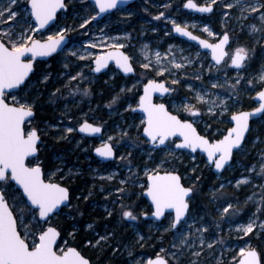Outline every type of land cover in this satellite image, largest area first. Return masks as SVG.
Here are the masks:
<instances>
[{"label":"rangeland","instance_id":"obj_1","mask_svg":"<svg viewBox=\"0 0 264 264\" xmlns=\"http://www.w3.org/2000/svg\"><path fill=\"white\" fill-rule=\"evenodd\" d=\"M186 1L139 0L137 3L114 10L112 14L106 15L102 19L90 20L89 24L80 27L85 19L96 15V5L90 0H68V11H63L59 20L48 30L37 32L38 27L31 15L28 0H17V5L13 6L18 14L17 19L23 18L21 23L26 20L28 25L36 28L33 33L35 39H47L49 36H55L62 30H66L64 34L72 36L74 41L61 53L55 55L56 60L52 62L53 65L46 63L44 69H41L42 71L36 78L31 79L27 87L20 92L10 93L7 98L9 102H12V97L15 96L20 103L32 104H35V100L39 99L40 113L46 115L41 120V123H44L41 128L42 134L49 135L52 134V130L58 129L60 131L56 134L57 138H62L67 134V139L73 141L75 147L82 144V140L75 141L73 135L79 121L92 119L104 127V135L99 137L96 142L100 144L111 142L119 150V155L113 164L106 166L100 162L91 163L89 170L85 172L89 175V180H92L87 197H93L94 208L92 210L101 212L100 215H95L99 221L108 219L111 216L108 214L109 212L112 214L117 211L120 216L122 205L127 209L130 204L137 203L140 198H145L143 191L148 187L145 170L151 172L159 165L160 172L179 171L183 175L184 182L189 186H195V194L190 199L189 216L185 219L187 224H184L182 228L185 233L191 231L195 234L189 236V240L193 241V247L189 248L187 245L183 249L173 247L179 243L175 230L165 231L173 216L162 221L161 224L156 222L149 225L144 224L149 228L155 226L149 230L150 232L156 231L163 234L168 232L172 236L169 237L168 245L164 244L165 246L161 247L165 250L163 253L168 254L171 259L172 253H176L178 261L172 259L173 264H190L191 261H196V264H236L240 258L239 250L247 247H256L261 253L262 264H264V229L256 228L253 233L247 236L238 231L240 225H246L252 219H256L257 224L264 222V205L260 202L261 196L264 195V190L261 188V185H264V177L259 174L260 165L264 163V116L253 122L248 140L241 149L237 150L235 159L227 167V170L223 173H215L208 159L200 153L193 156L189 151L177 150L174 145L175 141L169 142L160 149L150 146L149 140L143 136L144 124L141 121L146 120L145 116L132 111L139 105L142 86L150 79L163 78L174 89L167 98L168 107L178 115L186 114L191 117L183 110V105L196 104L193 90L205 95L207 103L196 104L201 109L200 115L191 118L200 127L202 133L207 136L211 135L209 137L219 138L232 127V114L254 105L257 92L264 87L259 80V75L264 72V32L252 33L249 27L252 24H256L257 27L261 26L259 14L245 13L247 19H238L239 8L227 9L223 6L224 3L232 2V0H218L215 5L216 11L213 14L204 18L196 17L183 8ZM199 1L204 4L210 3V0ZM160 13H164V15L160 16ZM225 13L228 15L226 16ZM4 19L7 21L6 16ZM172 21L201 31L205 37L212 41H218L217 39L222 37L224 32H228L231 40V45L228 47L230 54L237 47H246L250 50L244 68L233 69L228 57L226 64L217 65L211 58V52L203 51L199 46L176 37ZM7 25L11 26L12 22L7 21ZM5 27V24H0V29ZM205 27L215 35L205 32ZM117 43L123 44V49L129 50L133 55L135 66L138 68L137 76L132 77L130 81H120L121 71L113 66L103 73V78L94 71L95 56L103 54L107 49H111V45ZM92 44L97 46L93 48ZM145 45H147L146 49ZM170 48L176 62L183 64V68L172 69V75L165 73L163 76H157L155 70L141 68V64L148 62L149 59L155 64V52L157 51L163 56L164 66L168 67L167 62L172 59V56L165 54L169 52ZM145 52L148 54L147 59L144 55ZM82 56L85 58L80 59ZM184 57L189 58L192 62L188 63L183 59ZM238 73L241 77L239 84L236 83ZM197 75L201 78L196 79ZM45 76H48L47 80H44ZM72 77L76 78L72 79ZM173 79L178 80L179 83L172 84ZM52 80L57 88L52 90L46 88V90L44 89L46 92L37 88V94H32L34 86H40ZM248 80H252L253 83L247 84ZM214 84L216 87H213ZM231 85H236L235 89ZM121 89L124 91L121 92ZM85 90H87V94H85ZM117 95L120 97L119 101L109 107L113 97ZM220 100L227 102V111L222 115L219 110L214 114H209L207 109L211 106V102L215 101L219 104ZM53 116L58 123L48 120V117ZM60 122L66 123L62 125ZM35 126L37 127V124L33 121L26 133ZM68 128H72L73 131L67 132ZM124 132H127L128 135H122ZM109 137L113 139L109 140ZM92 146L93 143H90L87 147H82L85 161L97 160V157L92 153ZM44 148L49 149L50 146L45 143ZM64 156L62 154L60 158H64ZM40 159L35 158L30 164L41 163ZM162 160L165 162L161 165ZM59 170L58 168L49 172L48 175H56ZM69 173L73 177L85 174L79 164L70 168ZM110 176L111 179H109ZM244 177H248L250 182L237 187V180ZM221 184L224 185L220 189L223 195L220 196L218 192L219 198H217L212 193L217 192ZM127 185L128 187H126ZM110 187L112 188L110 189ZM99 192H102L100 197L97 196ZM117 192H122L121 196H117L115 203H109L112 194ZM124 193L127 196L126 200ZM5 194L10 204L13 202V196L20 195L15 185ZM229 203L233 205V208L229 210L228 214L221 216L222 208L227 207ZM257 208H261L262 211L258 213ZM14 210L16 211L15 208H13ZM234 210L238 211L234 212ZM96 221L98 222V220ZM118 224L120 223L118 222ZM89 225L95 227L94 223ZM189 225L192 226L191 229H189ZM101 226L105 231L100 234L97 232L99 229L95 227L97 230H94L95 237L97 240L100 237H106V241L110 240L107 245H113L116 249L115 240L111 239L118 234L116 232L118 227H115L113 223L110 227L106 222L101 223ZM45 227L46 224L43 221L39 224L35 222L30 224V230L37 234L41 228ZM198 228H206L207 231L197 233L196 229ZM119 235H122V232L118 234V238H120ZM140 235L141 233L137 232L139 239H141ZM200 235H203L205 245H200L197 238ZM146 237H149L146 238L147 240L151 238L149 235ZM120 239L122 240V238ZM106 241H100L99 245L95 242L94 245L99 247L101 242ZM63 243L59 248L66 250L67 243ZM207 244H212V247L209 249ZM129 245L123 244L131 254L134 249ZM201 249L203 250L201 251ZM102 251L101 249L100 252ZM196 251L201 252L199 257L192 255ZM147 260L145 258L133 263L146 264ZM103 264L110 263L104 262Z\"/></svg>","mask_w":264,"mask_h":264},{"label":"snow or ice","instance_id":"obj_2","mask_svg":"<svg viewBox=\"0 0 264 264\" xmlns=\"http://www.w3.org/2000/svg\"><path fill=\"white\" fill-rule=\"evenodd\" d=\"M121 2L122 0H95V4L98 7L96 15L85 19L80 27L89 24L90 20H95L101 13L116 9ZM217 2L218 0H210V3L205 5H197L194 0H187L185 7L194 8L200 12H212L213 6ZM30 3L31 15L35 17L39 28H43L49 21L53 20L57 9L66 7L64 0H30ZM15 5H17V0H0V24L6 25L5 28L0 29V264H90V261L74 247H67L66 250L64 248L58 249L57 238L60 233L55 227L41 228L38 234L30 230V224L33 222L39 224L43 220L47 223L48 218L55 214L58 207L68 200V188L51 181L46 182L39 164L33 167L26 165V158L37 151V142L40 139L35 128L27 133L24 130L25 119L34 116V105L32 103H20L15 96L12 97V103H7L5 91L23 85L26 78L33 71L35 58L38 56H49L56 52L57 48L65 40L64 31L66 30H62L55 36H49L45 41L35 39L33 33H35L36 28L28 25L26 20L21 23L23 18L21 20L17 19L18 14L13 9ZM223 6L227 9L239 8L240 16L238 19H247L248 17L244 15L245 13H258L261 26L257 27L256 24H252L249 26L250 31L252 33L264 32V0H232V2L224 3ZM163 15L164 13H160V16ZM225 15L227 16L228 13H225ZM5 16L7 21L12 22L11 26L7 25V21L4 19ZM156 18L159 19L160 17ZM172 24L177 33L188 36L193 40H199V37L193 36L186 27H182L175 21H172ZM204 31L209 32L210 35H215L207 27L204 28ZM229 39L228 33L225 32L222 39L217 43H209L206 40H202L200 43L203 47L211 49L212 57L217 65L221 62L226 64L225 57H228L232 65L242 69L249 58L250 50L246 47H237L230 54L225 50V45L228 44ZM96 46V44L91 45L93 48ZM110 47L114 51L95 56L96 66L94 70L99 72L106 67L110 60H114L123 73H133L135 69L131 63V58L119 51L124 48V45L117 43ZM144 48L146 49L147 45ZM144 55L147 59V52ZM165 55L172 56V59L167 62L168 67L164 66L163 56L157 51L155 52V64L149 59L148 62L141 64V68L144 70H155L157 76H163L165 73L172 75V69L178 70L184 67L183 64L176 62L171 48ZM84 58L83 56L80 57V59ZM183 59L188 63L192 62L187 57ZM78 75L80 74L78 73ZM75 78L72 77V79ZM200 78L199 75L196 76V79ZM47 79L48 76H45L44 80ZM240 79L241 77L238 73L237 84L240 83ZM259 80L264 85V72L259 75ZM171 83L177 84L179 81L173 79ZM246 83L252 84L253 81L248 80ZM213 87H216V85L214 84ZM231 87L235 89L236 85H231ZM189 88H191V85H189ZM123 91L121 89V92ZM193 91L196 104L207 103L205 95L195 90ZM155 92L167 93L170 92V89L166 87L164 81L156 79H151L144 85V95L140 97L139 107L147 114L146 120L141 121V123L146 125L143 128V132L150 138V142L153 145L157 143L164 145L170 137L179 133L183 139L175 147L189 148L192 151L198 148L202 149L207 153L208 161L214 164L216 170L224 169L232 158L233 149L241 145L244 135L249 129V118L257 113H264V88H262L261 91L257 92V97L261 101L259 106L251 112L232 114L231 120L235 122V126L229 129L227 135H224L222 139L210 141L206 136H201L196 131L191 119L181 120L179 116L169 112L164 104H153L151 98ZM85 94H87V90H85ZM119 99V95L113 97L109 107L112 104H116ZM196 104H185L183 105V110L189 113L191 117H198L201 109ZM129 108H131V105H129ZM227 109V102L220 100L219 104L212 101L207 111L209 114H214L219 110L222 115ZM132 111H135V109H132ZM79 130L81 132L99 133L101 128L85 120L80 125ZM72 131V128L67 129L69 133ZM122 135L127 136L128 133L124 132ZM108 139L112 140L113 138L109 137ZM95 151L104 158L115 156L111 143L105 142L101 147L96 148ZM121 159H124V157H121ZM164 162L162 160L161 165ZM159 167L158 165L151 172L147 169L145 170V175L150 181L147 193L155 205V212L152 215L160 218L165 215V210L173 209L175 215L170 220L165 231L175 230L179 243L173 245V247L183 249L187 245L191 248L193 247V241L189 240V236H194L195 234L191 233V231L185 233L182 228L184 224H187L185 217L188 216L190 211V194L193 193L195 186L185 187L181 183V176L175 171H164L161 174ZM253 171H255V168H253ZM259 174L264 177V163L260 165ZM109 179H111V176ZM10 181L20 186L18 189L20 195L12 197V204H9L5 195L11 189ZM249 182V178L244 177L241 180H237L236 184L239 187L241 184ZM121 183H124V181H121ZM223 187L224 185L221 184L217 192H213L212 195L219 198L217 195L219 192V195L222 196L223 193L220 192V189ZM261 188L264 190V185H261ZM249 199L252 198L249 197ZM260 202L264 205V195L261 196ZM121 207L123 217L133 221L137 219L131 207L127 209L123 205ZM13 208L16 209L15 212ZM232 208L233 205L230 203L227 207L222 208L221 216L228 214ZM261 211V208H257L258 213ZM108 214L111 215V212ZM144 215L148 214L144 213ZM91 227L89 225V228ZM188 227L191 229L192 226L189 225ZM256 228L264 229V222L257 224L256 219H252L246 225H240L238 231L243 232L247 236L253 233ZM206 231V228L196 229L197 233ZM22 232L23 235L21 234ZM197 238L200 245H205L203 235ZM106 239V237H100L96 244L99 245L100 241ZM207 247L210 249L212 244H207ZM161 251L164 252L165 250L161 249ZM239 254L241 257L239 264H260L259 254L251 247L241 248ZM192 255L199 257L201 252L196 251ZM172 259L178 261L176 253H172ZM146 264H169V260L164 256L157 255L154 259H148ZM190 264H196V261H191Z\"/></svg>","mask_w":264,"mask_h":264},{"label":"flooded vegetation","instance_id":"obj_3","mask_svg":"<svg viewBox=\"0 0 264 264\" xmlns=\"http://www.w3.org/2000/svg\"><path fill=\"white\" fill-rule=\"evenodd\" d=\"M196 1L198 3L199 2L202 3V1H199V0H196ZM67 2H68V0L66 1V4H67ZM135 3H137V2H135ZM214 8H215V5H214ZM68 9H69V5H68ZM215 11H216V8H215ZM187 12H190V11L188 10ZM214 12H212L210 14H213ZM190 13L195 15L196 17H202V18L206 17L207 15H210V14H204V13H199V14L194 13V12H190ZM60 16L61 15L59 13V18H60ZM59 18H58V20H59ZM191 29L204 36V34L201 31H197L193 28H191ZM68 36H70V35H68ZM70 38H71V41H70L69 45L71 44L72 41H74L72 36H70ZM221 38L222 37H219L217 40L219 41V39H221ZM180 39H182V38H180ZM192 44H194V43H192ZM124 51L127 52L128 55L131 56V62H132V65L134 66L135 72H134V74L125 76L122 73V71L118 68L121 71V75H119V80L120 81L121 80L122 81H125V80L130 81V79L132 77L137 76L138 68H137V66H135V62L132 59L133 55H131L129 50L124 49ZM206 52H209V51H206ZM55 55H57V54H55ZM55 55L51 56V58H49L48 60H41L40 59V60L36 61L35 62V72L31 75L30 79L27 80V83L25 85L21 86L20 89L17 91H12V92L6 93V100L9 102L7 97L10 93L18 92V91L20 92L25 87H27V85L31 82V79L36 78L39 75L40 71H42L41 69H44V66L46 63H51V65H53L52 62H55V60H56ZM211 55H212V52H211ZM226 58H225V61H226ZM112 66L116 67L114 65H110L109 66L110 68L105 70V72L110 70L111 68H113ZM51 67H54V66H51ZM231 67H232V64H231ZM105 72H102L98 75L101 78H103V73H105ZM156 80H158V81L164 80L167 82V86H169L168 81L163 79V78H159ZM169 87H171V86H169ZM37 88H39V90L42 89L43 91H45L46 88L52 90V89H55L57 87L53 83V80L50 82L48 81L46 83L41 84L40 86H34L32 91H31L32 94L33 93L37 94V92H38ZM173 91H174V89H173ZM142 92H143V88L141 89V92L139 94L140 96L142 95ZM172 93H170V94H172ZM169 95H166V96H161V95L159 96L158 95V96H156V101L157 102L162 101V102H165L167 104V98ZM139 100H140V97H139ZM39 103H40L39 99L35 100V104H33L34 105L33 109L35 110L36 114L31 120H28L25 123V129L27 131V128L34 121L37 124V127L35 126L33 128H37L39 131V134L41 136V141L38 144L39 145V153L36 157H34L33 159H30L29 163H31L32 160H34L35 158L36 159L41 158L40 159L41 163L39 162L38 164L43 166L44 177L46 178V180L51 181L53 183H56V182L60 183L61 185L68 187L69 191H70V194H69L70 202L68 203V205L63 206L61 210L57 211V213L52 214L48 218L47 223H45L43 221V223L46 224V227L53 225V226L57 227L59 230H61V235L59 237V243L57 245L58 249L62 244H64L63 242H66L67 247H71V246L77 247L78 250L82 251L83 254L86 257H88L90 259V261H93L94 264H103V261H105V260H109L111 262L110 259H113V258L117 259V260H121L123 262H126V264H134L133 262H139L145 258L154 259L157 255L164 256L166 259L169 260V264H173V260L169 257V255L166 253H163L161 251V249H162L161 246L164 244L168 245L169 237L171 238L172 236H170V234L168 232L166 234H163L162 232H156V231L153 232L152 231L153 232L152 233L149 230L153 229L155 226H152L151 228H149V227L145 226L144 224L146 223L149 225L151 223L154 224V222H156L157 224H161V223H163L162 221H164V220H166L172 216L174 217L175 214H173L172 212H167V213H165V217L162 220H160L156 217H152V213H154V206L150 203V200L144 194V191L146 189L143 191L145 198H140L137 201V203H134V204L132 203L129 205L131 207L132 211L134 212V214L137 216L136 220L133 221V220H130L126 217H122V214L120 216H118L117 211L112 213L108 219H103L101 221H99V219H97L95 217V215H100L101 212L99 213L96 210H92L94 208L92 205L93 197H87V193L90 190L89 185H90L92 180H89V175H87L85 172H87L89 170V164L90 165H91V163L97 164L100 162L102 164H105L106 166H109V165L114 163V161L117 159V157L119 155V152H118L119 150L117 148H115L116 158L114 160L105 161L104 159L97 157L96 154L94 153V150L96 148H98V146L103 145V144L97 143L96 141L99 137L104 135V133H105L104 127L102 126L103 127V134L102 135L91 136V135H88V134H85V133H82L79 131L80 125L85 120L79 121V124L77 125V129L75 132H73V135H74L75 141L78 139H81L82 144L79 145L78 147H75L73 141H69V139H67V134L64 136V138H57L58 136L56 134H57V132L60 131L58 129L52 130L51 131L52 134H49V135L42 134L41 128L43 127L44 123H41V120L44 119L45 115L40 113ZM257 105H258V103H255L254 105L247 107L246 109L255 108ZM167 106H168V104H167ZM169 109H170V107H169ZM170 110H172V109H170ZM134 112H136V111H134ZM136 113H138V112H136ZM139 113H141V112H139ZM179 116L184 118V119H191V121L193 120V118L189 117L188 115L186 116V114L185 115L182 114ZM48 120H52V122L54 121V122L58 123V121L54 119V116L51 118L48 117ZM87 121H90L91 123H93L95 125L98 124V123H95L94 121H92V119H87ZM254 121L255 120H253L251 122V125L253 124ZM60 123H62V122H60ZM64 123H66V122H63L62 125H64ZM194 123H195V121H194ZM98 125H100V124H98ZM195 125H196V127L199 128L200 132L202 133V131H201L200 127L197 125V123H195ZM252 128H253V125H252ZM142 130H143V128H142ZM249 134H251V131ZM209 136H211V135H208V137ZM219 138H222V137H219ZM219 138L211 137V139L213 141L215 139H219ZM172 141H175V143H176L178 141V139L175 138ZM172 141H169V142H172ZM88 142L93 143L92 153H94V155L97 157V160L93 159L91 161H85V154L82 150V147H84V146L87 147V145L90 144ZM45 143L50 146L49 149H47V148L43 149V146ZM185 151H188V150H185ZM197 153H199V152H197ZM197 153H195V154L191 153V154L193 156H195ZM62 154L65 155L64 158H60ZM55 157H57V158H55ZM77 164L81 165L85 174L82 176L77 175V176L73 177L70 175L69 169L72 168L74 165H77ZM58 168L60 170L56 173V175H53V176L48 175L49 172H53ZM146 179H147V183H148V178H146ZM182 179H183V175H182ZM183 182H184V180H183ZM184 183L186 185H188L186 182H184ZM148 186H149V183H148ZM112 187H116V186H112ZM112 187H110V189ZM126 187H128V185ZM133 188H135V187L133 186ZM101 194H102V192H99V194L97 196L100 197ZM121 194H122V192L121 193H119V192L113 193L109 199V203H113L117 199V196L120 197ZM194 194H195V192H194ZM124 196H125L124 199L126 200L127 196L125 195V193H124ZM97 199H99V198H97ZM144 202H145V204H144ZM189 202H190V200H189ZM126 204H128V203H126ZM190 209H191V206H190ZM144 213H147L148 215H144ZM188 216H189V214H188ZM187 217H186V219H187ZM96 220H98V222ZM103 222L104 223L106 222L110 227H111L112 223L115 224V227H118L116 232L118 234L120 232H122V235H119V237L122 238V240L120 238H118V234H116V236L112 237V239H111V240H115L114 243L116 244V246H115V247H117L116 249H114L113 245H111V246L107 245L108 244L107 242L110 240H107V241L104 240L106 242H101V245L99 247L94 245L95 242L97 241V237H95L96 234L94 232L95 227L99 229L98 231L97 230H95V231H97L98 233L101 234L103 231H105L101 226V223H103ZM118 222L120 224H118ZM90 223H94L95 227L89 228ZM116 224H117V226H116ZM137 232L141 233L140 236L143 237V239H139V237H137ZM146 235L151 236V238L149 240H147L146 238H149V237H146ZM89 242H91V243H89ZM124 243L130 244L129 245L130 248L134 249L133 253H131V254L128 253L129 249L124 248V246H123ZM105 245H107V246L105 247ZM102 246H103V248H102ZM101 249L103 250L102 252H100ZM110 255H113V256H110ZM238 260H239V258H238ZM237 261H236V263H237ZM135 264H138V263H135Z\"/></svg>","mask_w":264,"mask_h":264},{"label":"water","instance_id":"obj_4","mask_svg":"<svg viewBox=\"0 0 264 264\" xmlns=\"http://www.w3.org/2000/svg\"><path fill=\"white\" fill-rule=\"evenodd\" d=\"M66 1L67 0H64V4L66 5V7L65 8H60V9H57V11H56V14H55V16H54V18H53V20H51V21H49V23L47 24V25H45L43 28H39L38 26V28H37V31L39 32V31H46V30H48L49 29V27H51V25H53V24H55L56 22H57V20H58V18H59V13H61L62 11H67L68 10V4H66ZM137 1H139V0H122V2L118 5V7L116 8V9H119V8H123L124 6H128V5H132V4H134L135 2H137ZM90 2H93V3H95V0H90ZM194 2L197 4V5H205L204 3H198L196 0H194ZM187 3V1L184 3V9L185 10H189L190 12H194V13H197V14H199V13H204V14H210V13H212V12H214L215 11V8H214V6H213V10H212V12H200V11H198L197 9H194V8H188V7H185V4ZM28 5L31 7V3H30V0L28 1ZM96 5V4H95ZM96 8H97V11H98V7H97V5H96ZM116 9H111V10H109V11H107V12H104V13H101L97 18H96V20H99V19H102L104 16H106V15H108V14H112V12L114 11V10H116ZM33 19H34V21H35V23L37 24V22H36V20H35V17L33 16ZM182 27H186V26H183V25H181ZM187 28V30L189 31V32H191L192 33V35L193 36H195V37H199V40H193V39H191L190 37H188V36H185V35H183V34H181V33H177L176 31H175V29H174V26H173V32H174V35L176 36V37H180V38H182L184 41H186V42H191V43H194V44H196V45H198L202 50H204V51H209V52H211V49H208V48H205V47H203V45L200 43V41H202V40H206V41H208L209 43H217L218 41H212V40H209L207 37H205V36H203L202 34H199V33H197L196 31H194V30H192L190 27L188 28V27H186ZM228 33V32H227ZM65 35V40L61 43V45H60V47L59 48H57V50H56V52H53L51 55H49V56H38V57H36L35 58V60L33 61V71L29 74V76H28V78H26V80H25V82H24V84L23 85H25L26 83H27V80L28 79H30V77H31V75L35 72V62L36 61H38V60H48L49 58H51V56H53V55H55V54H58V53H61V51H63L65 48H67V46L69 45V43H70V41H71V38H70V36H68V35H66V34H64ZM228 35H229V33H228ZM230 37V36H229ZM36 39H39V40H41V41H45V40H47V39H41V38H36ZM222 39V38H221ZM220 40V39H219ZM230 44H231V40L229 39V42H228V44L227 45H225V50L226 51H228L227 49H228V47L230 46ZM109 51H114V49H107L106 51H104V53L103 54H105V53H107V52H109ZM119 51H121V52H123L125 55H128V53L127 52H125L124 51V49L122 48V49H120ZM229 52V51H228ZM102 55V54H101ZM130 58H131V56L130 55H128ZM211 58H212V60L214 61V62H216L214 59H213V57H212V55H211ZM226 58V57H225ZM132 63V62H131ZM224 62H221L219 65H222ZM217 64V63H216ZM110 65H114V66H116L117 68H119L117 65H116V63H115V61L114 60H110L109 62H108V64L106 65V67H104V68H102L99 72H96L95 70V72L97 73V74H100V73H102V72H105V70H107V69H109L110 67ZM96 66V65H95ZM94 66V67H95ZM134 67V66H133ZM232 67H233V69H238V68H236V66H234V65H232ZM95 69V68H94ZM122 71V70H121ZM135 72V71H134ZM134 72L133 73H128V74H125V73H123V71H122V73L125 75V76H127V75H131V74H134ZM151 80V79H150ZM149 81V80H148ZM159 81H161V80H159ZM162 81H164V80H162ZM165 83H166V87H168L169 89H170V92H167V93H160V92H155V93H153L152 94V103L153 104H164L165 105V107L167 108V110L169 111V112H171L173 115H177V116H179L176 112H174V111H172V110H170L169 109V107L167 106V104L165 103V102H162V101H160V102H157L156 101V96H166V95H169L170 93H172L173 92V89H172V87H169V86H167V82L166 81H164ZM148 83V82H147ZM146 83V84H147ZM23 85H21V86H23ZM21 86H19V87H17V88H13V89H7L6 91H5V98H6V93H9V92H12V91H17V90H19L20 89V87ZM264 88V87H263ZM262 90V89H261ZM260 90V91H261ZM259 92V91H258ZM142 95H144V86H143V92H142ZM141 95V96H142ZM140 96V97H141ZM254 101H255V103H258V105L256 106V107H258L259 106V104H260V99L257 97V94H256V96H255V98H254ZM6 102L7 103H9L7 100H6ZM11 103V102H10ZM255 107V108H256ZM255 108H252V109H246V110H242V111H238V112H251L253 109H255ZM135 109V111L136 112H141V113H143L144 114V116H145V118H146V113L144 112V110L143 109H141L140 107H139V105L137 106V107H135L134 108ZM33 112H34V116H35V110L33 109ZM238 112H236V113H238ZM33 116V117H34ZM264 116V113H257V114H255L254 116H252V117H250L249 118V129H248V131L245 133V135H244V139H243V141L241 142V145L238 147V148H234L233 149V152H232V158H231V160L229 161V163L228 164H226L225 165V167H224V169H221V170H216L215 169V166H214V164H211L210 162H209V164L210 165H212L213 167H212V170H214V172L215 173H223L224 171H226L227 170V167L229 166V165H231L232 164V162H233V160H234V154H235V152L237 151V150H239L240 148H242V146L245 144V141L247 140V138L249 137L248 136V134H249V132L251 131V129H252V125H251V122L253 121V120H257V118H261V117H263ZM33 117H28V118H26L25 119V122H24V130H25V132H26V129H25V123L28 121V120H31ZM179 118L181 119V120H184V118H182V117H180L179 116ZM88 123H90V124H93V123H91L90 121H88ZM231 123H232V127H234L235 126V122L234 121H232L231 120ZM193 124H194V127L196 128V131L201 135V136H206L205 134H202L201 132H200V130H199V128L198 127H196V125H195V123L193 122ZM93 125H95V124H93ZM96 126H99L100 128H101V131L99 132V133H90V132H82V133H85V134H88V135H91V136H99V135H102L103 134V127L101 126V125H96ZM146 125H144V127H145ZM143 127V128H144ZM232 127H230L229 129H231ZM36 130H37V133H38V135H39V137H40V139H39V141L37 142V151L35 152V153H33V154H31L30 156H28L27 158H26V160H25V163H26V165L27 166H29V167H33V166H35L36 164H34V165H30V163H29V160L30 159H33L34 157H36L37 155H38V153H39V142L41 141V136H40V134H39V131H38V129L37 128H35ZM80 129V128H79ZM228 129V130H229ZM228 130H227V132H228ZM80 131V130H79ZM81 132V131H80ZM227 132H226V134L225 135H227ZM143 136L147 139V140H149L150 141V138L149 137H147V135L143 132ZM224 136V135H223ZM223 136H222V138H223ZM210 141H213L210 137H208V136H206ZM175 138H177L178 139V141L175 143V145L176 144H179V143H181L182 142V137L179 135V133H177V135L176 136H173V137H170L166 142H165V144L164 145H160V144H156V145H153L151 142H150V145L151 146H153V147H155V148H158V149H160V148H162V147H164V146H166L167 144H168V142L169 141H172V140H174ZM222 138H219V139H222ZM215 140H217V139H215ZM108 143H111V142H108ZM112 144V143H111ZM113 145V144H112ZM102 145H100V146H98V147H101ZM176 148V147H175ZM113 149H114V152H115V148H114V146H113ZM177 150H182V151H184V150H188V151H190L192 154H195V153H197V152H199V153H201L206 159H208L207 158V153L206 152H204L202 149H196L195 151H192L191 149H189V148H176ZM94 153L96 154V156L97 157H99V158H101V159H104L105 161H109V160H114L115 158H116V152H115V156L114 157H111V158H104V157H102V156H100L95 150H94ZM40 167H41V169H42V171H43V166H41L40 165ZM175 171V170H174ZM169 172H171V171H169ZM178 175H180L181 176V183L185 186V187H189V185H186L184 182H183V179H182V175H181V173L179 172V171H175ZM43 173H44V171H43ZM161 174H163L164 173V171L163 172H160ZM44 179H45V181L47 182L48 180H46V178L44 177ZM53 183V182H52ZM57 183V182H56ZM148 183L150 184V181H148ZM14 184H15V182H14ZM58 184H60V183H58ZM16 185V187L19 189L20 188V186L19 185H17V184H15ZM61 185V184H60ZM62 187H65V186H63V185H61ZM66 188H68V187H66ZM69 194H70V191H69V188H68V200L67 201H65V203L64 204H62V205H60L59 207H58V209L56 210V212L55 213H57V211H59V210H61L62 209V207L63 206H65V205H68V203L70 202V197H69ZM144 194H145V196L150 200V203L154 206V212H155V205H154V203H153V201L151 200V197L148 195V193H147V189L144 191ZM193 194H194V192L193 193H191L190 194V196L192 197L193 196ZM8 202H9V200H8ZM10 204V203H9ZM189 206H191V203L189 202ZM14 212H15V210H14ZM167 212H172L173 214H175V212H174V210L173 209H167V210H165V213H167ZM152 217H154L153 215H152ZM165 217V215L163 216V217H160V218H158V219H160V220H162L163 218ZM187 217V216H186ZM186 217H185V219H186ZM43 221V220H42ZM52 227H55V226H53V225H51ZM57 230H58V232L60 233V235H61V230H59L57 227H55ZM22 234V233H21ZM23 235V234H22ZM60 237V236H59ZM59 237L57 238V245H58V243H59ZM71 247H74V248H76L77 250H78V248L77 247H75V246H71ZM253 249H255L256 251H257V253L259 254V258H260V264H262V259H261V253H259V250L256 248V247H252ZM79 251V250H78ZM86 259H88L89 261H90V259L88 258V257H86L84 254H83V252L82 251H79ZM162 256V255H161ZM240 259H241V257L239 258V260L237 261V263L236 264H239V261H240ZM90 264H94L93 263V261H90Z\"/></svg>","mask_w":264,"mask_h":264},{"label":"trees","instance_id":"obj_5","mask_svg":"<svg viewBox=\"0 0 264 264\" xmlns=\"http://www.w3.org/2000/svg\"><path fill=\"white\" fill-rule=\"evenodd\" d=\"M46 116V115H45ZM10 183V185H11V187H13L14 186V183H12L11 181L9 182ZM111 260V262L109 261V260H105V261H103V263L104 262H108V263H110V264H126V262H123V261H121V260H117V259H110Z\"/></svg>","mask_w":264,"mask_h":264}]
</instances>
